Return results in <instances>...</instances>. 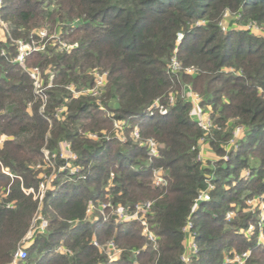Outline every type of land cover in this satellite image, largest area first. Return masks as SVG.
<instances>
[{
	"label": "trees",
	"instance_id": "trees-1",
	"mask_svg": "<svg viewBox=\"0 0 264 264\" xmlns=\"http://www.w3.org/2000/svg\"><path fill=\"white\" fill-rule=\"evenodd\" d=\"M227 12L240 24L255 22L260 34L235 29L236 20L223 30ZM0 17L7 25L0 40V136L6 137L0 145V264L10 262L39 206L47 226L33 237L31 264H236L224 257L247 251V264H264V246L257 243L264 222L259 213L244 211L249 199L264 203V0H2ZM44 25L76 46L26 57L27 68L54 73L41 114L11 39L29 42ZM178 32L183 38L176 46ZM173 56L182 68L176 73L167 67ZM188 67L195 73H186ZM94 69L107 73L99 95L74 97L68 86L93 88ZM187 87L200 96L212 124L208 131L179 93L169 104L174 91ZM156 100L168 106L165 115L157 107L147 111ZM116 120L126 123L121 134L113 129ZM135 127L140 139L161 145L159 157L150 158L130 137ZM237 127L243 136L232 143ZM61 143L76 153L83 178L58 173L56 189L34 200L23 189L37 190L41 150L58 151ZM201 149L209 156L203 163L196 158ZM62 165L55 160L56 169ZM158 169L163 187L151 184ZM205 190L209 199L193 212ZM89 201L130 209L151 201L146 219L157 248L137 221L87 220ZM232 209L234 217L226 220ZM188 218L197 253L184 262ZM249 225L255 228L250 238L241 232ZM92 240L113 241L119 259L110 262ZM59 245L71 253L57 252Z\"/></svg>",
	"mask_w": 264,
	"mask_h": 264
},
{
	"label": "built area",
	"instance_id": "built-area-1",
	"mask_svg": "<svg viewBox=\"0 0 264 264\" xmlns=\"http://www.w3.org/2000/svg\"><path fill=\"white\" fill-rule=\"evenodd\" d=\"M2 7V0H0V9ZM227 13H225L224 15L226 16ZM0 24L3 25L4 27H6V31H7V25L6 23L1 19L0 17ZM0 25V27H1ZM246 27L244 28V30H248L251 33H253L252 31L254 30H259L258 25L255 22H250L247 23L245 25ZM222 29L224 30L225 27L223 26ZM32 36H31V40L29 42H25L21 39H15L14 40V45L16 46L17 49V53L15 55L14 61L16 63H18L19 66H21L24 70H26V72L28 73L29 77L32 80V86H33V91H34V95L36 97H38L41 101L40 106H39V113L43 114L45 105H46V98H45V93L44 90L47 87H50L52 84V79H53V74L49 75V79L47 82L46 87L43 86V80L41 79L40 76V71L37 67H31V68H27V66L25 65V59L26 57L34 52H41L43 53L44 51H46L45 48V43L43 42L44 39H48L50 37H58V33L55 32L54 35H49L48 31L45 29H35L32 31ZM254 34V33H253ZM35 35V38H34ZM183 38V34L181 32L177 33V38L175 41V45H179V43L181 42V39ZM17 40V41H16ZM76 45L75 44H62L61 50H69L71 48H74ZM54 47H56V45H54ZM58 50L59 48L56 47ZM168 69L170 70V72L176 73L177 71L181 70V66L179 65V63L177 62L175 56H173L168 63ZM186 73L189 74H193L195 73L194 68L192 67H188L183 69ZM51 73V72H49ZM94 76V86L93 88H89V89H80V90H75V88L72 85L68 86V89L72 92L74 97H78L80 95L83 94H89L91 93L93 96H98L99 95V91L102 88V86L104 85L105 81H106V72H99L97 70H93L92 73ZM189 96L190 99L192 101H195L193 99V96L196 97L197 94L193 93L190 88H189ZM193 94V95H192ZM192 97H191V96ZM198 97V96H197ZM200 98V97H199ZM201 99H199V101H195L196 103L193 102L194 105L197 106V113H194L192 111H190V114L192 116H194V118L197 120V122L201 125V127L205 130L208 131L210 129V127L212 126V124L210 123V119L209 116L207 114V112H205L204 110H202V108H200L198 106V104L200 103ZM174 102V98L172 96H169V104L171 105ZM168 104V105H169ZM28 107H30L31 103L29 102ZM154 107H157L158 112L162 115H165L168 111V106L167 107H159V103L158 101H154L153 104H151L148 108L147 111L148 112H152V109ZM102 108V107H100ZM61 111L62 108L57 109L54 116L55 117H60L61 116ZM201 113V114H200ZM196 115V116H195ZM203 115L204 117H206V120H203L200 116ZM45 117V116H44ZM46 118V117H45ZM47 119V118H46ZM126 125L124 120H116L113 123V129L116 133L121 134V131L123 130L124 126ZM243 131V129L241 127H237L235 129V131L233 132L234 135V139L235 136H237L239 133ZM89 136H91L92 138L95 137L94 134H90ZM130 137L134 140V141H139V143L146 147L148 155L150 156V158H157L159 157L160 153H159V148L161 147L160 144L151 139V138H147V139H140L139 133H138V129L135 127L132 129L131 133H130ZM5 136L1 135L0 136V145L2 144V142L5 140ZM122 140H124L123 136L120 138ZM237 141V139H236ZM235 141V142H236ZM232 142V141H231ZM234 142V143H235ZM200 143V147L203 145V142H199ZM232 144V143H231ZM60 152L58 151H52V153H50L48 150L45 151V148H43L42 151V161L38 162L35 166H34V170H36L38 172V186H37V190L34 191L33 188H28V189H23V192L25 194H32V198L35 200H39V202L42 201V198L44 197L45 193L48 191H54L56 189L55 186V180L57 178L58 173H62V172H67L68 175L70 176H76V178H83V176L79 175L81 173V168L80 166H78V164H76L77 161V155L75 154V152H73L71 150V146L69 143H61L60 144ZM58 153V154H57ZM209 157L208 155H205V153L202 151L199 152L198 156L196 157L197 160L201 163L205 162V159ZM224 159H226V156L223 157ZM56 159H60L64 161V165L60 166L58 169H56L55 167V160ZM45 169V170H42ZM45 172L42 175V172ZM49 171V172H46ZM6 174H9L7 171H4ZM244 177H247L249 175V170L244 171ZM112 177V174L110 175ZM151 184L155 187H163L165 186L166 182L163 176V171L161 169L158 170H154L151 176ZM7 193H4V195H6ZM209 199V194L207 193V190L205 191H200L198 194V197L195 199V203L192 207V211H196L197 204L200 201L203 200H208ZM252 202L255 203V205L259 206H264V203L262 201L261 198H252L246 201L247 204H251ZM98 206H96L95 203H93L92 201H89L85 210V217L87 220H89L90 222L95 221L97 219V217H91L93 215V213L95 212L94 209L96 208L97 211L101 212V211H105L107 208L109 209H115V214H114V221L116 223H119L121 221L127 220L128 222L130 221H138L140 223H142V234L143 236H145L147 242H149L153 249L157 248V243H156V236L154 235L153 232L150 231L149 229V225L147 222V216L148 213L150 212L151 209V205L152 202L151 201H145V202H141V203H137L132 209L130 208H125L123 206H118L116 208H113L111 206L110 202H105V203H97ZM12 204H7V207H11ZM40 206L38 207V210L35 212L31 222L32 224H30V228L29 230L26 232V234L24 235V237L22 238V240L18 243L17 248L15 250V252L12 255V258L10 260V262L8 264H31L28 261V249L31 247L32 243H33V237L36 234L39 233H44L46 231V226H47V220L42 216V213L40 212ZM249 211L251 213H255L254 209H251V205L248 207ZM235 215V212L233 213L232 210L228 211L225 214V219L229 220L232 219ZM120 218V219H118ZM260 219L262 222H264V214H260ZM105 220V219H104ZM121 220V221H120ZM126 222V221H124ZM253 225H249L246 229H242L241 232H243L246 237L250 238L251 235L253 234L255 228ZM192 228V223L191 220L188 218L184 227H183V231L185 233V238H184V251L183 254L181 255V259L184 262H188L190 261V259L197 253V245L194 242V233L191 230ZM93 245L97 246L99 249H102L101 251H104V253L108 256V260L110 262H114L117 261L119 259L120 256H117V254L121 252L120 249H118L115 244L113 243V241H108L106 242L105 247L102 245H99L95 240H92ZM257 243L259 245L264 246V236L262 234V232L260 231L258 234V238H257ZM56 251L63 253V254H67L69 255L71 252L64 248L63 246L59 245L56 247ZM119 251V252H118ZM135 253H138V251H136ZM249 256V252H244L241 254H237L234 253L233 256L231 258L225 256L224 259L226 262L228 263H236V264H247L246 263V259Z\"/></svg>",
	"mask_w": 264,
	"mask_h": 264
},
{
	"label": "rangeland",
	"instance_id": "rangeland-1",
	"mask_svg": "<svg viewBox=\"0 0 264 264\" xmlns=\"http://www.w3.org/2000/svg\"><path fill=\"white\" fill-rule=\"evenodd\" d=\"M234 20H236L235 19V16H234V14L233 13H230V12H227V14H226V16L225 15H223V17H222V21H221V23H222V25L224 26V27H227V26H229L230 25V23H232ZM247 24V23H246ZM246 24H240L239 22H237V20H236V23L235 24H233L234 25V28L235 29H237V30H242V29H244L246 26ZM1 25V24H0ZM48 25H44V26H41V29H45V30H47L48 31V33H49V35H54V33H55V31L54 30H50L48 27H47ZM228 29V28H227ZM50 31V32H49ZM254 34H260V31L257 29V30H254V31H252ZM6 27H4L3 25H1V27H0V40L1 41H4L5 39H6ZM14 40L15 39H11V41L14 43ZM18 40V39H17ZM16 40V41H17ZM43 42L45 43V48H48V47H54V45H56V47H58L59 48V50H61V47H62V44H66L67 42H66V40H64L63 38H57V37H55V35H54V37H50V38H48V39H44L43 40ZM67 44H69V43H67ZM21 67V66H20ZM22 68V67H21ZM40 71V70H39ZM50 74H53V76H54V73L53 72H51V73H48L47 71H44V72H41L40 71V76H41V79L43 80V81H45V75H47L46 77H47V79H46V81L48 82V77H49V75ZM189 88L190 87H187L186 89H180V91L181 92H179V90L178 91H174L175 92V94H173V96L172 97H177L178 96V93H179V95L180 96H182L183 98H184V100L185 101H187V102H189L190 103V107H191V111L192 112H194V113H197V106L196 105H194L193 104V102L194 103H196L195 101H199V95L196 93V92H194V91H192L193 93H196L197 94V96L196 97H194L193 96V99L195 100V101H192L191 99H190V97H188L189 96V94H190V92H189ZM33 94H34V91H33ZM193 95V94H192ZM191 96V95H190ZM192 97V96H191ZM98 102V101H97ZM31 103V102H30ZM28 104V103H27ZM198 106L201 108V106H200V104H198ZM27 108L28 109H30L31 108V105H30V107H28V105H27ZM201 114V113H200ZM196 116V115H195ZM203 120H206L207 118L206 117H204L203 115H201L200 116ZM243 132L241 131L240 133H239V135H238V138L239 137H241V136H243V134H242ZM92 135V134H91ZM95 138V137H94ZM238 138H237V136H235V139L233 138V140H232V143H234L235 141H236V139L238 140ZM60 146L61 145H59V147H58V150L60 149ZM161 146V145H160ZM49 151L50 153H52V151L50 150V149H47V148H45V151ZM60 151V150H59ZM59 151H58V153H59ZM60 152H63V151H60ZM57 153V154H58ZM76 154V153H75ZM43 157V156H42ZM41 157V158H42ZM42 170H45V169H42ZM244 171H246V170H244ZM243 171V172H244ZM45 172L43 171L42 172V175L44 174ZM104 203V202H103ZM246 204V208L244 209V211H247V210H249L248 209V207L251 205V209H254V211H255V213H259V215L260 214H264V206H257V205H255V203L254 202H252L251 204H247V203H245ZM107 210V211H106ZM105 211H101V212H99V211H97L96 210V208L94 209V213H93V215L91 216V217H99V216H101L103 219H105V221H108L109 219H111V218H113L114 217V214H115V209H109V208H107ZM97 211V212H96ZM229 211H231V210H229ZM232 212L234 213V212H236V209L234 210V209H232ZM96 213H98V216H97V214ZM118 219H120V218H118ZM121 221V220H120ZM124 221H126V222H128L127 220H124ZM124 221H121V222H119V223H124ZM138 222V221H137ZM30 224H32V222L30 223ZM139 224H140V226L142 227L143 225H142V223H140L139 222ZM253 227V226H252ZM29 228H30V226H29ZM29 230V229H28ZM142 231V230H141ZM105 245H106V243H104V244H102V246H104L105 247ZM100 250H102V249H100ZM119 252V251H118ZM121 253V252H120ZM117 256H120V254L118 253L117 254Z\"/></svg>",
	"mask_w": 264,
	"mask_h": 264
},
{
	"label": "crops",
	"instance_id": "crops-1",
	"mask_svg": "<svg viewBox=\"0 0 264 264\" xmlns=\"http://www.w3.org/2000/svg\"><path fill=\"white\" fill-rule=\"evenodd\" d=\"M208 154H210V153H208Z\"/></svg>",
	"mask_w": 264,
	"mask_h": 264
}]
</instances>
